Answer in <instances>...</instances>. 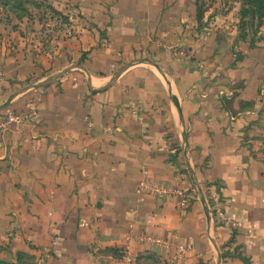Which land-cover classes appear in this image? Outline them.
<instances>
[{
    "label": "crops",
    "instance_id": "obj_1",
    "mask_svg": "<svg viewBox=\"0 0 264 264\" xmlns=\"http://www.w3.org/2000/svg\"><path fill=\"white\" fill-rule=\"evenodd\" d=\"M42 1L76 13L48 48L0 0V119L24 116L0 127V262L264 264V42L196 0ZM145 167L191 185L188 206L138 192Z\"/></svg>",
    "mask_w": 264,
    "mask_h": 264
},
{
    "label": "rangeland",
    "instance_id": "obj_2",
    "mask_svg": "<svg viewBox=\"0 0 264 264\" xmlns=\"http://www.w3.org/2000/svg\"><path fill=\"white\" fill-rule=\"evenodd\" d=\"M25 0H14L6 8L7 16L16 24L10 28L22 33L26 43L45 48L52 43L59 44L61 38L71 37L76 30L75 9L66 7L58 9L51 4L45 6L42 0H34L24 5ZM198 16L201 23L217 29L227 35L236 37L247 46L264 42V0H196ZM28 3V2H26ZM4 5V0L2 2ZM16 5V7H15ZM74 18L71 19L70 12ZM22 19V20H21ZM20 21H24L22 24ZM20 27V28H18ZM13 43V42H12ZM6 264H50L48 260L20 259Z\"/></svg>",
    "mask_w": 264,
    "mask_h": 264
},
{
    "label": "built area",
    "instance_id": "obj_3",
    "mask_svg": "<svg viewBox=\"0 0 264 264\" xmlns=\"http://www.w3.org/2000/svg\"><path fill=\"white\" fill-rule=\"evenodd\" d=\"M69 8H71L72 10L74 7L72 8V6H70ZM70 17L71 19L74 18L73 11L70 12ZM36 113L37 112L34 111L35 115ZM23 119H24V116L16 112L4 113L2 115V118L0 119V127L6 128L10 125L18 124L22 122ZM143 172L145 176L139 181L138 192L152 193L161 199L169 195H172L176 197L177 204L181 209H185L188 206L190 199L193 197V190H192L191 185L181 184V185H175V186L169 187L165 185L164 183H161L157 180L152 179L151 176L148 174V169L146 167L144 168ZM209 202L211 206L213 205L214 207H217V209L220 212L218 203L216 204V202H218V197L214 198V203L211 200ZM223 215H224V219L226 220V222H228L229 224L233 226L238 225V221H236L230 214L224 212ZM143 239L154 242V243H159V244L165 243L164 238L157 237L154 235H146L143 237ZM176 248H177V251L175 254L176 258L184 257L188 251V247L184 243H177ZM122 258H124L128 262H133L135 260V256L130 252L129 247L126 248L125 253Z\"/></svg>",
    "mask_w": 264,
    "mask_h": 264
},
{
    "label": "trees",
    "instance_id": "obj_4",
    "mask_svg": "<svg viewBox=\"0 0 264 264\" xmlns=\"http://www.w3.org/2000/svg\"><path fill=\"white\" fill-rule=\"evenodd\" d=\"M20 259H22V255H20L19 260ZM7 263H9V262H7ZM0 264H6V263L5 262H0ZM9 264H13V263H9Z\"/></svg>",
    "mask_w": 264,
    "mask_h": 264
}]
</instances>
